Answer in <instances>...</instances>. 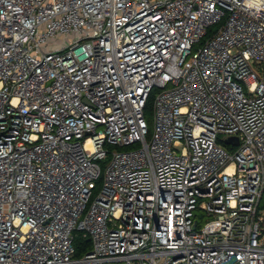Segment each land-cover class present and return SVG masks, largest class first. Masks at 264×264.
Returning a JSON list of instances; mask_svg holds the SVG:
<instances>
[{"label":"built area","instance_id":"2783aa9c","mask_svg":"<svg viewBox=\"0 0 264 264\" xmlns=\"http://www.w3.org/2000/svg\"><path fill=\"white\" fill-rule=\"evenodd\" d=\"M263 192L264 0H0V264H264Z\"/></svg>","mask_w":264,"mask_h":264},{"label":"trees","instance_id":"16d2710c","mask_svg":"<svg viewBox=\"0 0 264 264\" xmlns=\"http://www.w3.org/2000/svg\"><path fill=\"white\" fill-rule=\"evenodd\" d=\"M151 101H152V98L150 97L146 105V109L150 108ZM73 245H74L77 257L83 255L90 248V242L86 238H82L81 235H78L77 237H75L73 241Z\"/></svg>","mask_w":264,"mask_h":264},{"label":"rangeland","instance_id":"374dc122","mask_svg":"<svg viewBox=\"0 0 264 264\" xmlns=\"http://www.w3.org/2000/svg\"><path fill=\"white\" fill-rule=\"evenodd\" d=\"M51 47H52V50L56 49L55 45H52ZM145 118H146V121H147L149 127L151 128V120H152L151 106H150L149 109H145ZM259 208L260 209H264V192H263V195H262V198H261V201H260Z\"/></svg>","mask_w":264,"mask_h":264},{"label":"water","instance_id":"95a60500","mask_svg":"<svg viewBox=\"0 0 264 264\" xmlns=\"http://www.w3.org/2000/svg\"><path fill=\"white\" fill-rule=\"evenodd\" d=\"M229 143H236V139L235 138L226 139L225 144H229Z\"/></svg>","mask_w":264,"mask_h":264}]
</instances>
